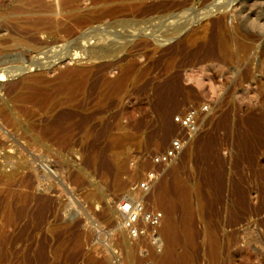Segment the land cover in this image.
<instances>
[{
  "label": "rangeland",
  "instance_id": "374dc122",
  "mask_svg": "<svg viewBox=\"0 0 264 264\" xmlns=\"http://www.w3.org/2000/svg\"><path fill=\"white\" fill-rule=\"evenodd\" d=\"M33 1L0 0V36L53 40ZM95 1L63 5L52 45L89 31L111 58L51 64L14 40L0 57L12 70L0 80V264H159L148 255L170 247L171 218L175 264H264V0ZM134 18L144 31L124 23ZM206 99L201 131L149 195L165 213L161 246L128 240L118 204L178 132L174 115ZM189 185L188 236L179 187Z\"/></svg>",
  "mask_w": 264,
  "mask_h": 264
},
{
  "label": "bare ground",
  "instance_id": "6f19581e",
  "mask_svg": "<svg viewBox=\"0 0 264 264\" xmlns=\"http://www.w3.org/2000/svg\"><path fill=\"white\" fill-rule=\"evenodd\" d=\"M97 1V0H96ZM95 1V2H96ZM101 1V0H100ZM129 1V0H128ZM67 2H70V0H54V2H53V4H51L49 7H47V5L46 6H44V3L43 2H41V0H34L33 2H32V5H33V11H32V13H34L35 15H37L38 17V21H39V25H38V27H36L37 28V30H38V32H47V33H49L48 34V37H51V39H53V40H51V41H49V40H47V39H45V40H39V41H36V39L34 38L33 40L31 39V38H33V37H29V36H25V35H23V34H15V33H10V34H8L7 36H0V57H1V55H2V53L3 52H5L6 53V49H8V47H9V45H11V43H9L11 40H14L15 42H13V43H17V44H15V45H17L18 46V44H22L23 46L25 45V46H27V47H29L28 49H31V51H33V52H36V54H35V56L37 55L38 57L40 56L41 57V55L42 54H45V58H47V60L46 61H50L49 63H54V62H60L61 61V59H65V58H70V59H72V58H75V57H78L79 59H81V61L82 60H84V62L83 63H85V64H89V63H92V62H94L95 60H97L98 58L100 59V58H105V57H110L111 55L110 54H112L109 50H106L105 48H98V46H99V44H98V46L95 44V45H92V44H94V43H92V42H96V41H98V39H100L101 38V36H99V35H97L96 34V36H99L100 38H98V37H94L93 36V34L94 33H89V31H84V32H80L81 34H79L77 37H75L74 39H73V41L69 44V42H70V37H71V32H70V30L68 31V32H70L69 34H67V36H70V37H68L67 38V41H65V42H67L64 46H62V47H60L59 46V48L58 49H56V47H55V45H52V42L53 41H55L54 39V36H53V38H52V35H54V33H56V32H58V30H60V29H64V26H62L63 25V22L62 21H60V19H58V15H62L63 14V5H66V3ZM93 2H94V0H93ZM133 2V1H132ZM131 2V3H132ZM181 1H179L178 3H180ZM217 2V1H216ZM219 2V1H218ZM221 2V1H220ZM226 2H228V1H226ZM232 2V1H231ZM242 4H243V10H245L246 9V6L249 4L250 5V3H252V4H254V3H256V2H258V0H242ZM92 3V2H91ZM129 3V2H128ZM130 3V5L133 7V4H135V2H133V4H131ZM147 3V2H146ZM215 3V2H214ZM77 4V3H76ZM150 4V3H149ZM182 4V3H181ZM181 4H179V5H181ZM215 4H217L216 6L219 8L220 7V5H222V4H220L219 6H218V4L219 3H215ZM241 4V5H242ZM73 5V4H72ZM71 5V6H72ZM126 5V4H125ZM129 5V4H128ZM127 5V6H128ZM136 5H137V2H136ZM225 5V4H224ZM229 5V4H228ZM248 5V6H249ZM74 6V5H73ZM116 6V5H115ZM138 6V5H137ZM182 6V5H181ZM215 6V7H216ZM233 6V5H232ZM235 6V5H234ZM47 7V8H46ZM105 7V6H104ZM111 7H113V6H111ZM117 7H119V5H117ZM120 7H123L124 9L125 8H129V9H127V10H130V6H128V7H125V6H123V5H120ZM141 7V6H140ZM145 7V6H144ZM184 7V6H183ZM217 7H216V9H217ZM221 7H223V6H221ZM113 8H115V7H113ZM111 9V10H114V9ZM187 8V7H186ZM186 8H184L185 9V11H186ZM93 9V8H92ZM101 9V8H100ZM86 10V9H85ZM90 10V9H89ZM126 10V9H125ZM136 10V9H135ZM176 10V9H175ZM91 11V10H90ZM98 13H104L103 11H105V10H98V8H97V10H96ZM95 11V12H96ZM107 11H109V10H107ZM119 11H121L120 9L116 12V13H119ZM122 11H124V10H122ZM177 11V10H176ZM188 11V10H187ZM190 11H193L191 8H190ZM225 11V10H224ZM115 12V11H114ZM189 12V11H188ZM206 13V12H205ZM86 14V13H85ZM114 14V13H113ZM170 15L168 16V17H174L175 15H177V14H175V12H171V13H169ZM75 15L77 16L76 18H75V20H77V22H79V23H88V21H90V19L89 18H87V17H84V15L83 14H81V13H75ZM108 15V14H107ZM110 15V14H109ZM108 15V16H109ZM116 15V14H115ZM68 16V15H67ZM96 16V15H95ZM99 16L100 15H98L97 17L99 18ZM105 16V15H104ZM103 16V17H104ZM93 17V16H92ZM118 17V16H117ZM156 17L157 18H159V19H161L162 17H163V15H159V13H158V15H156ZM67 18V17H66ZM95 18V17H94ZM97 18V19H98ZM116 18V17H115ZM150 18H153V17H150ZM96 19V18H95ZM138 19V18H137ZM136 18H134V19H126L125 21H124V23H128V22H130V26H131V28H133V29H135V30H137L138 31V29L139 28H141V29H139V30H143L144 31V29L145 28H143V27H141L140 26V23L141 22H144L145 23V25L147 24V22H148V20H145V19H143V20H141V21H139V20H137ZM148 19V18H147ZM65 20V19H64ZM72 19H70V21H71ZM115 20H117V19H115ZM118 20H119V18H118ZM150 20H152V19H150ZM154 20V19H153ZM162 20V19H161ZM167 20V19H166ZM76 22V21H75ZM96 22V21H95ZM120 22H123L122 20L120 21ZM149 23H150V21H149ZM91 24V23H90ZM152 24V23H151ZM79 25V24H78ZM84 25H86V24H84ZM111 25V24H110ZM133 25H136V26H133ZM89 26V25H88ZM91 26V25H90ZM138 26V27H137ZM62 27V28H61ZM160 27V26H159ZM143 28V29H142ZM179 28H181V27H179ZM69 28H67V30H68ZM173 29H174V27H173ZM66 30V29H65ZM88 30V29H87ZM90 30H92V29H90ZM94 30V29H93ZM179 29H177V28H175V30H174V32L172 33V32H170L172 35L174 34V33H176L177 31H178ZM181 30V29H180ZM98 31V30H97ZM137 31H135V32H137ZM154 31V30H153ZM157 31V30H156ZM162 31V30H161ZM72 33H73V31H72ZM76 33H77V31H76ZM97 33V32H96ZM168 34L169 36H163V39H161L160 41L162 42H166V41H168L170 38H172V37H170L171 36V34ZM130 34V33H129ZM165 34V33H164ZM179 34V33H178ZM4 35V34H3ZM6 35V34H5ZM27 35V34H26ZM75 36V35H74ZM94 37L95 39L92 41V40H90L89 41V39H90V37ZM29 37V38H28ZM72 37H73V35H72ZM71 37V38H72ZM91 37V38H92ZM61 39V38H60ZM12 42V41H11ZM57 42H58V40H57ZM64 42V43H65ZM56 43V42H55ZM63 43V42H62ZM90 43H91V45H90ZM247 43V42H246ZM245 43V44H246ZM14 45V44H13ZM13 45H12V47H13ZM56 46H57V44H56ZM246 46L248 47V44H246ZM15 47V46H14ZM13 47V48H14ZM246 47V48H247ZM12 48V49H13ZM112 50H114V49H112ZM111 50V51H112ZM30 51V52H31ZM114 55H116V53L114 54ZM113 56V55H112ZM118 56V55H117ZM3 57V56H2ZM44 57V56H43ZM111 58V57H110ZM2 60H3V58H2ZM76 60H78V59H76ZM4 61V60H3ZM110 61V60H109ZM33 62V61H32ZM78 62V61H77ZM80 62V61H79ZM78 62V63H79ZM114 62V61H113ZM112 62V63H113ZM110 63V62H109ZM46 65V64H45ZM37 66V65H36ZM77 66V65H76ZM28 67H30V66H28ZM39 67V66H38ZM91 67V66H90ZM93 67V66H92ZM76 68V67H75ZM77 68H78V71H79V69H80V71H82V70H84L85 68H89V66H85V65H79V66H77ZM41 69V68H40ZM14 70V69H13ZM11 69H9V68H3V67H1L0 66V80H3L5 77L7 78L8 76H10L11 75ZM14 72V71H13ZM85 79H86V77H85ZM2 84L0 83V86H1ZM72 100V99H71ZM61 101V100H60ZM59 101V102H60ZM50 102V101H49ZM58 102V103H59ZM78 103H80V100H79V102ZM55 104V103H54ZM76 106H77V104H76ZM80 106V105H79ZM53 109V108H52ZM7 113V112H6ZM8 120H9V118H7ZM4 124V123H3ZM3 126V125H2ZM1 127V126H0ZM6 129V128H5ZM10 135V134H9ZM63 135V134H62ZM62 137V136H61ZM2 142V141H1ZM19 142V141H18ZM32 148V147H31ZM12 150V149H11ZM40 150V149H39ZM29 151V150H28ZM16 152V151H15ZM14 160V159H13ZM9 161V160H8ZM174 164V163H173ZM172 164V165H173ZM161 179V178H160ZM159 179V180H160ZM158 180V181H159ZM158 183V182H157ZM157 185V184H156ZM156 187V186H155ZM155 189V188H154ZM179 190L181 191V192H183V191H185L186 193H187V196L185 197V199L184 200H182V202H180V206H179V208H181V211L183 212V217H182V219H181V224H184L186 227L184 228V230H183V232L185 233V235H187L188 234V236H189V233H188V226H187V219H186V217H187V215H189L190 214V212H192V211H195L197 208L193 205V203H192V199L190 198L191 197V195L193 196V194L195 193V189H194V187L193 186H186V188H185V186H184V188H183V186H181V188L179 187ZM180 192V193H181ZM198 193V192H197ZM120 204H118V206H117V212L119 213V229L122 231V232H124L127 236H128V234L124 231V229H122V226H121V217L123 216V214L121 213V211H120ZM176 208H177V206L175 205V204H171V205H168V207H167V210H168V212L169 213H174L175 212V210H176ZM164 222V221H163ZM180 222H178L177 220H175L174 218H171L170 220H168L167 221V223H166V234L168 235V238H169V240L171 241L169 244H170V247H168V248H166L164 251H162V252H160V253H150L148 256L150 257H153L154 258V260L156 261V262H158L159 264H175L176 262H175V252H174V249H173V246H172V241H173V238H174V235H175V232H176V228H177V226H178V224H179ZM129 239H131V238H128V240ZM186 240V239H185ZM189 243V242H188ZM188 243H186V244H188ZM176 244V243H175ZM174 244V245H175ZM5 253V252H4ZM7 254H8V252H7ZM183 254V253H182ZM181 254V255H182ZM185 254V253H184ZM9 255V254H8ZM179 255V254H178ZM181 257H183V255L181 256ZM4 259V258H3ZM26 259V258H25ZM5 261V260H4ZM19 262V261H18ZM41 263V262H40ZM32 264V263H31Z\"/></svg>",
  "mask_w": 264,
  "mask_h": 264
},
{
  "label": "built area",
  "instance_id": "2783aa9c",
  "mask_svg": "<svg viewBox=\"0 0 264 264\" xmlns=\"http://www.w3.org/2000/svg\"><path fill=\"white\" fill-rule=\"evenodd\" d=\"M212 101L191 105L174 115L179 130L162 149L148 155V165L133 185V195L122 200L120 211L122 229L135 241H146L153 247L162 244L164 210L149 202L158 180L175 163L201 131L204 118L211 112ZM137 161L134 162V164Z\"/></svg>",
  "mask_w": 264,
  "mask_h": 264
}]
</instances>
